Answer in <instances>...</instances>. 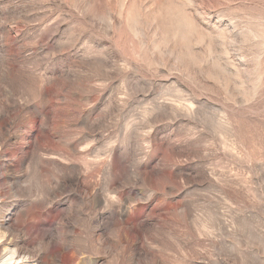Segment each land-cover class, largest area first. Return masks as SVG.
Segmentation results:
<instances>
[{
	"label": "rangeland",
	"instance_id": "obj_1",
	"mask_svg": "<svg viewBox=\"0 0 264 264\" xmlns=\"http://www.w3.org/2000/svg\"><path fill=\"white\" fill-rule=\"evenodd\" d=\"M5 249L264 264V0H0Z\"/></svg>",
	"mask_w": 264,
	"mask_h": 264
},
{
	"label": "bare ground",
	"instance_id": "obj_2",
	"mask_svg": "<svg viewBox=\"0 0 264 264\" xmlns=\"http://www.w3.org/2000/svg\"><path fill=\"white\" fill-rule=\"evenodd\" d=\"M122 214H125V213H127V208L125 207L123 210H122V212H121ZM8 249V248H7ZM7 249H5L4 251H2L3 253H2V255H1V258H0V261H1V263L2 264H10V263H13V262H15V261H17V259H21V257L20 258H18V256H16L17 254L16 253H14L15 252V250L13 249V253H10V252H8L7 251ZM18 251V250H17ZM22 255H24V254H22ZM16 256V257H15ZM20 256H21V254H20ZM27 258V257H26ZM24 259V258H23ZM0 263V264H1ZM17 263V262H16ZM15 264V263H14ZM20 264V263H19ZM23 264V263H22Z\"/></svg>",
	"mask_w": 264,
	"mask_h": 264
}]
</instances>
